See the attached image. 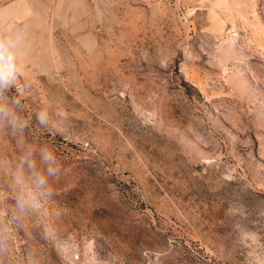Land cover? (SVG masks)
<instances>
[{"label":"rangeland","instance_id":"obj_1","mask_svg":"<svg viewBox=\"0 0 264 264\" xmlns=\"http://www.w3.org/2000/svg\"><path fill=\"white\" fill-rule=\"evenodd\" d=\"M5 22L30 27L25 107L71 117L34 132L75 244L32 221L0 264H264V0H0Z\"/></svg>","mask_w":264,"mask_h":264},{"label":"clouds","instance_id":"obj_2","mask_svg":"<svg viewBox=\"0 0 264 264\" xmlns=\"http://www.w3.org/2000/svg\"><path fill=\"white\" fill-rule=\"evenodd\" d=\"M31 52L28 24L0 25V133L14 145L12 155L0 152V187L10 198V203L5 202L7 215L0 222V251H7L15 231L34 221L41 239L63 257L71 255L75 244L57 227L63 211L55 202V181L63 165L56 151L40 142L34 126L60 134L71 117L67 111L51 106L35 111L25 107L33 87L26 74Z\"/></svg>","mask_w":264,"mask_h":264}]
</instances>
